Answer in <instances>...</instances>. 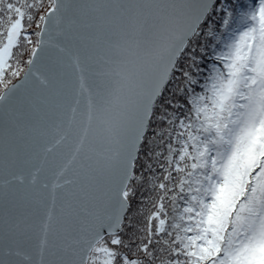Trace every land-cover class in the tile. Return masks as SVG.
<instances>
[{
    "label": "snow or ice",
    "instance_id": "obj_1",
    "mask_svg": "<svg viewBox=\"0 0 264 264\" xmlns=\"http://www.w3.org/2000/svg\"><path fill=\"white\" fill-rule=\"evenodd\" d=\"M0 264H264V0H0Z\"/></svg>",
    "mask_w": 264,
    "mask_h": 264
},
{
    "label": "trees",
    "instance_id": "obj_2",
    "mask_svg": "<svg viewBox=\"0 0 264 264\" xmlns=\"http://www.w3.org/2000/svg\"><path fill=\"white\" fill-rule=\"evenodd\" d=\"M250 0H244V3H249ZM44 3H47V0H44ZM42 14V13H39ZM38 14V15H39ZM217 17H214L213 19H216ZM34 31V27L29 29V32ZM33 39L35 37L33 36ZM25 57H22V59H25ZM213 62L211 59H205V61L200 65L201 67V74L197 76L199 83L194 86V91L195 92H201L202 88L200 87V84L204 83V78L207 76L208 72L210 71L211 64ZM193 75H197V73L194 71ZM171 87V86H170ZM169 96L171 93L168 94ZM177 101L181 104L186 105V99L183 96H178ZM144 164V157L141 156L140 162L137 164L135 168V173L136 175L143 174L145 177H147L149 174L148 172L142 167ZM152 196V192L150 189V186L147 185V183H143L140 185L135 186L134 193L130 198V215L136 216L138 211L142 208H146L150 206V198Z\"/></svg>",
    "mask_w": 264,
    "mask_h": 264
},
{
    "label": "rangeland",
    "instance_id": "obj_3",
    "mask_svg": "<svg viewBox=\"0 0 264 264\" xmlns=\"http://www.w3.org/2000/svg\"><path fill=\"white\" fill-rule=\"evenodd\" d=\"M19 78H17L16 80H18ZM16 80H13V83L16 81Z\"/></svg>",
    "mask_w": 264,
    "mask_h": 264
},
{
    "label": "water",
    "instance_id": "obj_4",
    "mask_svg": "<svg viewBox=\"0 0 264 264\" xmlns=\"http://www.w3.org/2000/svg\"><path fill=\"white\" fill-rule=\"evenodd\" d=\"M18 82V80H16L14 83Z\"/></svg>",
    "mask_w": 264,
    "mask_h": 264
}]
</instances>
